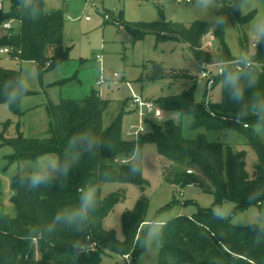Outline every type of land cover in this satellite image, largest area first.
I'll return each instance as SVG.
<instances>
[{"label": "trees", "instance_id": "1", "mask_svg": "<svg viewBox=\"0 0 264 264\" xmlns=\"http://www.w3.org/2000/svg\"><path fill=\"white\" fill-rule=\"evenodd\" d=\"M264 1V0H263ZM240 0H230L225 5L226 13H231L238 24L239 44L245 49L248 44V33L245 30L255 14L242 17L238 9L231 8ZM43 15L38 22H33L17 8V0H12L9 13L0 11V24L4 21H18L15 29L5 30L0 37V47L11 51V58L20 64L32 62L37 65L40 77L66 62L69 57L63 40L66 27L62 11L48 12L46 3L41 0ZM162 19L152 23H126L120 19L121 28L127 30L134 41L142 40L153 34L157 42H185L194 52L199 63H211L212 55L201 50V40L206 35L209 25L196 22L189 26L166 22ZM218 41V57L231 58V51L225 41V31L218 28L211 34ZM259 47L258 59L264 61V44ZM51 66L49 67V63ZM264 72V65L261 66ZM163 71L159 64L152 65L150 80L163 79L159 73ZM21 71L8 70L0 66V88ZM221 77H213V86L219 85ZM258 88L264 91V75H261ZM196 82L182 93L161 97L154 103L164 113L178 114L181 119L192 117V131L222 133L233 131L242 135L257 154L258 163L251 177L247 172L246 153L237 151L230 144L210 142L203 133L195 139H186L182 123L168 120L165 123L148 121L147 132L138 143L143 148L147 144L156 146L159 156L179 167L173 184L184 188L198 185L214 196L216 205L234 204L232 213L246 211L248 206L246 194L253 188L264 186V140L262 135L252 131L253 117H249L248 126L239 124L234 119L236 107L227 99L210 104L206 100H195ZM30 96V92L25 97ZM0 104H4L0 95ZM20 105L10 106L14 113L20 112ZM108 102L93 92L82 100L63 99L58 105H49L51 117L48 137L26 139L19 133L14 139L6 137L7 125L0 131V143L13 147L14 154L8 157L10 165L25 161H35L38 157L62 154L67 139L74 132L91 129L113 147L101 148L92 158L85 156L80 164L73 168L69 176L68 186L59 188L52 186L36 191L21 188L14 178L12 183V204L15 215L0 214V264H72L70 243L75 235L69 230H59L50 237L25 240L31 229H39L51 221L55 213L68 205L74 204L78 198V189L86 182L98 186L99 207L93 216V223L88 227L86 235L90 237L89 254H81L76 264H101L106 251L121 257L130 256L135 262L142 253L143 233L137 231L139 223L146 220L149 201L144 195L149 182L142 174L130 175L126 163L137 142L124 138L123 115L117 117L109 127H105L103 116ZM191 171L192 174H189ZM194 171L196 173H194ZM105 173H108L106 176ZM203 176L204 181L200 180ZM132 183L142 190L137 206L123 215L122 226L124 241L117 240L114 231L104 227V221L113 212L121 200L120 195L109 198L102 196V187L107 183ZM187 205V204H186ZM264 203L257 205L261 208ZM2 203L0 201V209ZM257 233L246 226L233 227L230 220L220 221L214 218L213 210L199 209L193 216H178L170 220L164 230L163 246L160 248L157 264H264V243L253 242ZM264 239V238H262Z\"/></svg>", "mask_w": 264, "mask_h": 264}, {"label": "rangeland", "instance_id": "2", "mask_svg": "<svg viewBox=\"0 0 264 264\" xmlns=\"http://www.w3.org/2000/svg\"><path fill=\"white\" fill-rule=\"evenodd\" d=\"M48 12L62 11L65 17L63 45L69 59L59 66L46 72L31 83L30 96L25 97L20 105V112L14 113L9 106L0 104V131L7 125L6 137L14 139L21 133L26 139L43 140L48 137L51 117L49 105H58L61 100L82 101L98 93L102 100L108 102L103 116L104 126L107 128L120 115H123V134L129 125H137L139 117L130 110L129 104L134 95L145 101L155 102L161 97H169L183 92L196 82L195 100L204 102L209 95L210 104L220 103L221 90L219 85L208 88V79H203V70L192 49L185 42H157L153 34L144 39L134 41L132 35L121 28L120 19L126 23H152L162 19L160 11L164 14L166 22L179 23L189 26L202 21V14L195 11L190 4L180 3L177 0H44ZM195 0H193V3ZM219 2V0H218ZM230 0H222L223 9L217 14H227L228 23L232 28L225 31V41L232 56H236L242 49L239 44L238 24L231 13H226L225 5ZM256 8L249 12L254 17L264 15V1L253 0ZM225 4V5H224ZM12 9V0H4L2 13H9ZM86 18H90L86 20ZM5 22V21H4ZM0 24V37L6 32L3 23ZM15 25H19L15 21ZM251 24L245 26L249 33ZM15 31H17L15 29ZM218 41L209 35L201 40V50L210 55H219ZM97 57L103 58L104 77L107 80L102 86L98 85L100 79V65ZM159 64L163 71L159 73L163 79L150 80L152 65ZM0 66L8 70L21 71L27 67H36L32 62L20 64L18 61L1 58ZM213 77L217 76L214 68L207 69ZM120 78L115 79L114 75ZM173 120L181 122L183 134L186 139H195L198 133H203L210 142H221L232 145L235 150L246 153L247 172L251 177L258 163L257 154L240 134L233 131L222 133L206 132L190 129L192 117L183 119L178 114L164 113L156 121L165 123ZM154 122V121H153ZM148 126V125H147ZM148 130V127H147ZM264 140V135H262ZM126 140V139H125ZM128 141V140H127ZM142 150L147 153L143 165V177L149 182L144 195L149 201L146 219L155 215L166 214L172 220L178 216L191 217L199 209L219 210L221 206L230 222L236 224L246 221L257 215V211L264 213V205L249 211L233 214L234 204L224 203L216 205L214 196L207 193L198 185H188L180 188L173 184L179 167L167 162L159 156L156 146L145 145ZM14 154L13 147L0 143V201L2 207L0 214L15 215L12 204V183L20 166H28L34 161H25L10 165L8 157ZM194 173H196L194 171ZM203 182V176H200ZM120 195L121 200L104 221L107 230L114 231L116 238L121 232L119 240L124 241L122 226L123 215L137 206L142 196L141 188L132 183H107L102 187V196L109 198ZM187 204V205H186ZM241 226V225H238ZM160 251V249H159ZM159 251L154 256L141 254L132 264H157ZM101 264H127L124 257L106 251L102 256Z\"/></svg>", "mask_w": 264, "mask_h": 264}, {"label": "clouds", "instance_id": "3", "mask_svg": "<svg viewBox=\"0 0 264 264\" xmlns=\"http://www.w3.org/2000/svg\"><path fill=\"white\" fill-rule=\"evenodd\" d=\"M191 7L202 14V21L209 27L205 32L211 35L218 28L230 31L227 14H217L223 9L222 0H188ZM17 8L33 22H38L43 15L41 0H17ZM231 8L238 9L241 15H247L256 6L253 0H240L239 4L233 3ZM251 28L248 33V44L236 56L224 58L212 55L211 63L201 62L202 70L214 68L221 77L219 87L221 90L220 102H223L225 94L227 99L236 107L234 119L239 124L247 125L249 117H253L252 131L256 135H264V91L258 88L264 61L258 59L259 47L264 44V15H259L250 21ZM51 66V62L48 65ZM59 69V62L56 63ZM39 70L36 67H27L13 78L4 81L0 88V95L6 106L21 103L30 91L31 83L39 78ZM112 145L98 136L91 129L74 132L67 139L62 154H51L38 157L28 166H20L16 173L17 183L21 188L36 191L52 186L63 189L68 186L69 176L73 168L77 167L82 159L94 157L101 148L112 150ZM147 153L142 150L137 142L133 147L128 159L127 167L130 175L142 174L143 165ZM107 176L108 173H105ZM78 198L74 204L59 209L50 222L39 229H31L25 240L36 241L52 236L59 230H69L75 235L70 243L72 264H76L81 254H89L91 247L88 243L90 237L86 235L88 227L93 223L94 213L99 207L98 186L92 182H86L78 189ZM250 209H256L257 205L264 203V186L253 188L246 194ZM215 219L220 221L229 220L223 207L213 212ZM166 214L155 215L143 220L137 227L138 232L143 233L142 259L145 255L154 256L163 246L164 230L170 222ZM233 227L241 225L249 227L257 234L253 242L256 245L264 243V213L257 211V215L246 221L232 224ZM122 236L117 234V240ZM129 264L131 260L129 259Z\"/></svg>", "mask_w": 264, "mask_h": 264}, {"label": "built area", "instance_id": "4", "mask_svg": "<svg viewBox=\"0 0 264 264\" xmlns=\"http://www.w3.org/2000/svg\"><path fill=\"white\" fill-rule=\"evenodd\" d=\"M180 3H188V0H177ZM4 0H0V8L3 7ZM189 4V3H188ZM90 18H86V20H89ZM14 20L5 21L3 23V28L5 30H12L17 29V25L14 24ZM1 58H11V51L8 48L0 47V59ZM97 63L100 65V79L98 81V85L104 84L107 80L104 77V66H103V58L97 57ZM203 79H208V88L211 89L213 86V76L210 72H207V70H203ZM115 79L120 78L119 75H114ZM207 100L209 101V95H207ZM130 110L133 111L134 114H137L139 117V123L137 125H129L127 128L124 138L131 142H138L140 137L144 135L147 132V122L148 121H158L163 117L164 112L160 107H158L154 102L151 101H145L139 96L134 95L132 97V100L129 104ZM122 163H127V161H122ZM189 174H192L191 171H188ZM96 244L94 243L91 247L94 248ZM127 261V264H129V259L131 260V264L133 263V258L130 256L124 257Z\"/></svg>", "mask_w": 264, "mask_h": 264}, {"label": "crops", "instance_id": "5", "mask_svg": "<svg viewBox=\"0 0 264 264\" xmlns=\"http://www.w3.org/2000/svg\"><path fill=\"white\" fill-rule=\"evenodd\" d=\"M213 76V75H212ZM204 80H206V79H204ZM208 83V82H207ZM99 86H102V85H99ZM208 86V85H207ZM263 206V205H262Z\"/></svg>", "mask_w": 264, "mask_h": 264}]
</instances>
